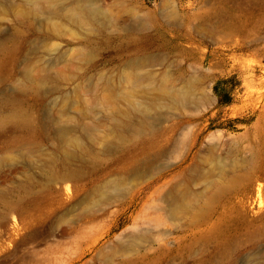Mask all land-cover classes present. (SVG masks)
<instances>
[{
	"label": "rangeland",
	"instance_id": "rangeland-1",
	"mask_svg": "<svg viewBox=\"0 0 264 264\" xmlns=\"http://www.w3.org/2000/svg\"><path fill=\"white\" fill-rule=\"evenodd\" d=\"M34 1L0 0V264H264V0Z\"/></svg>",
	"mask_w": 264,
	"mask_h": 264
},
{
	"label": "bare ground",
	"instance_id": "bare-ground-1",
	"mask_svg": "<svg viewBox=\"0 0 264 264\" xmlns=\"http://www.w3.org/2000/svg\"><path fill=\"white\" fill-rule=\"evenodd\" d=\"M44 5L50 6L51 13L48 18L53 20V23H59L55 19L57 16H62L70 22L90 23L92 20H94V18L97 17L98 12H100L99 7L94 6L92 3H86L85 0H42V2H40V0H35L30 8L23 10V14L42 11ZM56 26L58 25L56 24ZM8 117L14 120L25 119L24 115L17 111L11 112L8 114ZM4 118L5 116L0 115V121H2ZM142 128V125L138 126V130ZM75 142L76 147H78L80 150L84 149L82 147V143L77 140ZM64 155L65 157H62V161L65 164H69L70 172H74L75 169L71 166L70 161L71 158L78 156L77 153L73 150H65Z\"/></svg>",
	"mask_w": 264,
	"mask_h": 264
}]
</instances>
